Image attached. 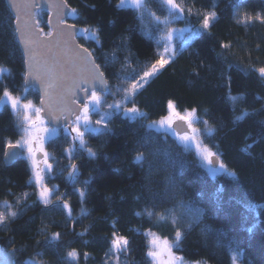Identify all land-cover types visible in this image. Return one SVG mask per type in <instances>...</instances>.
<instances>
[{
  "label": "trees",
  "instance_id": "trees-1",
  "mask_svg": "<svg viewBox=\"0 0 264 264\" xmlns=\"http://www.w3.org/2000/svg\"><path fill=\"white\" fill-rule=\"evenodd\" d=\"M184 8L193 12L211 10L209 3H218L215 10L220 13L218 21L192 43L187 50L175 57L174 63L166 66L162 72L152 78L145 88L135 97L137 106L146 113L149 121H159L167 114L169 100L175 102L178 110L197 109V115L208 125L216 129L211 137H204L203 144L217 153L220 160L236 178L219 175L215 178L207 175L194 151H181L180 143L168 135L164 143L162 132L146 130L140 125L146 121L126 120L122 114L112 118L109 127L111 135L89 137L88 146L98 153L96 159H89L87 153H75L71 163L79 166L80 175L75 188L83 189L86 197L81 202L73 185L68 181L70 161L63 149L71 147V141L65 140L67 133L59 129L56 137L49 139L46 150L53 159V172L45 183L55 188V195L66 193L72 207V216L67 210L38 202V189L32 180L29 161L22 156L8 166L5 162L4 141L15 143L23 135L21 117L12 111L10 105H0V211H16L18 216L8 219L0 226V245L15 253L16 264L34 260L36 264H65L67 252L76 249L80 253L78 264H154L147 256L150 249L149 239L156 235L174 240L177 229L182 232L191 224V231L175 252L188 262L203 264H233L232 256L237 257L235 264H264V79L254 68L264 66V23L243 22V16H255L264 13V0H242L245 7L233 12L230 0H178ZM78 15H72L70 22L80 29L99 28L102 46L87 36L79 35V42L88 48L103 65L104 57L116 60L106 71L109 84L115 91L117 85L127 86L109 73H121L125 62L139 72L156 59V53L162 51L157 41L167 30L154 32L155 21L144 13L141 19L134 8H118L119 0H69ZM94 6V8L92 7ZM149 11L165 18L166 11L161 9L159 0H152ZM14 18L6 0H0V33L4 43L0 44V96L6 85L13 95L33 100L40 107V94L26 87L24 58L18 40L7 29L8 18ZM49 14L41 11L37 14L40 27L45 33ZM195 25L196 17L171 23L168 28ZM188 33L175 38V46L187 40ZM222 44L229 47L223 49ZM228 65H233L229 70ZM238 69H243L240 71ZM240 97L233 103L229 96ZM120 97H109V103ZM25 100V99H24ZM26 101V100H25ZM130 106V105H129ZM246 113V115L244 114ZM237 117H242L237 120ZM98 117L93 115L92 119ZM204 131V125L195 124ZM147 133L154 139L151 148L141 147L142 137ZM55 141V142H53ZM253 145L247 152L243 149ZM157 146L167 147L173 157H178L177 167L173 169L163 164L159 158L150 156ZM144 152L149 158L143 165L134 163V157ZM157 167L149 172V164ZM183 163V167L180 164ZM161 167L167 171L161 172ZM61 172L63 174L61 175ZM175 175L178 189H172L161 203L160 197L167 191L166 178ZM90 183L85 186L84 181ZM220 193L217 204L216 193ZM176 200L186 203L195 201L205 210L199 224L191 217L175 222L167 217L166 209L173 204L171 197L176 192ZM27 194V196H25ZM153 194L156 199H152ZM7 201L10 209H5ZM155 204L156 207L152 208ZM82 211L85 213L81 215ZM154 211L149 217L146 212ZM140 213V215H137ZM207 225L211 231L202 232ZM254 226V227H253ZM252 228L249 232L248 229ZM43 229V234L41 230ZM54 232H60L59 244L46 245L45 240ZM126 237L129 250L119 256L109 258L112 234ZM84 233L83 236L78 235ZM88 253L87 258L83 256ZM71 264H77L73 261Z\"/></svg>",
  "mask_w": 264,
  "mask_h": 264
},
{
  "label": "snow or ice",
  "instance_id": "snow-or-ice-1",
  "mask_svg": "<svg viewBox=\"0 0 264 264\" xmlns=\"http://www.w3.org/2000/svg\"><path fill=\"white\" fill-rule=\"evenodd\" d=\"M151 2L152 0H119L118 8H134L139 12L141 19H143L144 13L147 12L155 21L154 32L167 31L162 37V43L157 41V47L163 50L156 53V59L146 69L141 68L138 72L126 60L121 73H109L127 84V86L117 85L114 91L113 87L108 84L106 71L109 65L115 62V55L111 58L105 55L103 65L97 63L95 56L88 48H85L83 45L77 46L73 44L77 36L76 24L67 25L66 27L61 26L66 24V21L63 19L65 15H78L77 10L70 7L69 0H62L59 4L54 3L50 5V8L56 13V23L55 25L52 24L50 15L48 20L50 30L47 33H45L43 27H40V21L34 19L30 14L32 9L39 7L35 0H32L31 3L23 2V0H8L9 8L15 12V16L14 18H8L7 29L19 41L22 47L24 63L30 69L24 76L25 85L30 79H35L40 85V107H37L33 100L23 98L26 100L22 105L25 110L23 120L26 126L23 127V135L15 143L11 140L4 141V155L7 159H16L26 151L27 159L31 161L34 177V181L30 180V183L34 182L38 189V202L43 204L45 208L52 205L67 210L69 218L72 216V207L68 200L63 198L66 193L55 195L54 203L52 197L55 194V188H50L45 183L46 178L53 172V164L49 162L53 157L45 150V139L56 137L60 128L63 129L64 133H67L65 140L70 139L72 145L69 148L63 149L62 153L66 154V158L70 161L68 165L70 171H68L67 179L73 185L74 191L78 193L81 202H83L86 197L85 190L74 187L80 175L79 166L76 163H71V161L77 158L75 155L77 152H80L81 155L86 152L89 159H96L98 153L88 146L86 134L93 138L111 135L112 129L109 127V124L114 116L120 114L126 120L146 121V123H142L140 126L146 130L156 129L162 132L165 144L167 143L169 132L177 134L180 141L178 147H180L181 151H189L195 146L196 152L206 165L207 175L215 178L217 175L223 174L236 178L235 173L228 170L227 166L220 160L219 155L203 144V138L213 136L216 129L210 127L208 121L200 119L196 108L181 112L177 109L175 102L169 100L167 103V114L161 117L159 121H149L147 114L141 111L135 100V97L152 78L158 76L166 66L174 63L175 57L178 54L187 50V47H190L193 42L204 34H210V29L214 27V23L218 21L220 15L215 10L219 7V4L215 2L209 3L207 7L211 10L204 12L197 10L193 12L191 8L186 9L182 7L178 0H159L161 9L166 11L165 18L161 19V15L149 11L148 6ZM92 7L94 8V6ZM230 7L235 13L242 7H245V4L242 3V0H230ZM181 16L185 20L196 17L199 27L192 25L186 29L178 30L168 28L171 23L179 20ZM253 21L264 23V13H257L255 16H249L247 13L244 14L243 22L251 23ZM177 31L181 34L188 33L187 40L178 47L172 43V37ZM79 33L102 46L99 28L86 27L80 29ZM42 36L44 37L43 39L41 38ZM2 43H4L3 33H0V44ZM221 47L227 49L229 45L222 44ZM41 51L45 54L42 62L37 60V53ZM228 68L231 70L233 65H228ZM238 70L244 71L243 69ZM3 71L4 69L0 68V72ZM252 71L257 72L259 77L264 79V66L254 68ZM69 80L71 81L70 85L66 83ZM2 84L3 82L0 81V85ZM27 90V87H25L24 91ZM2 91L3 95L0 96V103L7 100L11 103L13 110L21 106L22 98L13 95V91L8 86L3 85ZM54 91H57L59 103L53 102ZM116 96H119L120 99H113L109 103V97L115 98ZM238 98L242 99L243 96H229V99L233 103ZM244 114L246 115V113ZM93 115L98 118L93 120ZM241 118L237 117L236 119L239 120ZM46 120L53 126L50 128L45 126ZM177 122L187 127V130L182 134L177 133L176 127H174ZM197 122L204 125L203 133L200 128L195 126ZM152 139L154 138L146 131L142 137L143 142L140 146L145 149L151 148L152 145L149 141ZM252 146L251 144L247 145L243 151L247 152ZM17 149L21 151H16ZM38 154L41 157L40 160H38ZM150 156L159 158L167 167L173 169L177 167L178 157H173L171 150L167 147L157 146L150 152ZM148 158L144 152H139L134 157L133 162L143 165ZM148 167L151 173L157 165L150 163ZM167 167H161L159 170L161 172L167 171ZM180 167H183V163L180 164ZM62 174L63 172H61ZM89 183V180L84 181L85 186ZM165 185L167 191L161 195V203H168V200L164 199V197L172 189L179 188L176 184L175 175H169L166 178ZM221 192L222 189L217 190V204L220 202ZM182 194V192L178 191L171 197L173 200L172 207L165 210L167 217L161 216L160 219L170 218L175 222L178 217L180 219L191 217L195 224H199L205 215V210L197 206L195 201L188 203L183 200L177 201L176 196ZM152 199H156L155 194H153ZM3 207L7 210L11 208V205L5 201ZM155 207L156 205L153 204L152 208ZM84 214L82 211L81 215ZM137 215H140V213ZM146 215L154 217L156 213L148 211ZM17 216L18 213L16 211H7V215L4 211H0V226L6 225L8 219L14 220ZM191 228L192 225L190 224L184 232L177 229L174 240L171 243L167 239L161 241L154 234L151 235L149 239L150 249L147 252V256L153 259L154 264H184L183 258L176 256L173 248L180 250V245L186 237L187 232L191 231ZM201 231L209 232L211 229L205 225ZM248 231L251 232L252 228H249ZM41 234H43V229L41 230ZM83 234L79 233L78 235L83 236ZM61 235L60 232L52 233L45 240V244L50 245L55 243L58 245ZM109 243L110 249L106 253V256L109 258L115 257L117 261L121 254L129 250V240L124 236L117 235L115 232H113ZM17 251L18 249L15 248L11 252L7 248L0 249V264H16L15 253ZM83 256L87 258L88 253H84ZM79 257L80 253L76 249H71L67 252L65 264H71L73 261L78 264ZM236 259L237 257L233 255V264H235ZM24 264H36V262L28 260ZM195 264H200V262L197 261Z\"/></svg>",
  "mask_w": 264,
  "mask_h": 264
},
{
  "label": "water",
  "instance_id": "water-1",
  "mask_svg": "<svg viewBox=\"0 0 264 264\" xmlns=\"http://www.w3.org/2000/svg\"><path fill=\"white\" fill-rule=\"evenodd\" d=\"M23 2L31 3L32 0H23ZM35 2L39 5V7L34 8V9L31 10V13H30L31 16H32L34 19H37V14H38L39 12H41V11H46V12L49 14V16L51 15V18H52V24L55 25V23H56V13H55V11H54L53 9L50 8V5H51V4H54V3H55V4H59V3L62 2V0H35ZM6 3H7V5H8V0H6ZM8 7H9V5H8ZM70 7H71V6H70ZM71 8H72V7H71ZM9 9H10V8H9ZM10 11H11V13L13 14V16H15V12H14L12 9H10ZM65 11H67V9H65ZM71 16H72V15H65V16L63 17V19L66 21V24H65V25H61L62 27H66L67 25H72V24H73V23H71V22L69 21L70 18H71ZM25 18H27V17H25ZM48 20H49V18H48ZM76 28H77V36H76L75 40L73 41V44L78 46V45H82V44L79 42V35H80L79 30H80V27H78V26L76 25ZM41 38L43 39L44 37L42 36ZM18 43H19V41H18ZM19 45H20V44H19ZM84 47H85V46H84ZM85 48H86V47H85ZM20 49H21V51H22V47H21V46H20ZM78 50H79V49H78ZM89 51H90V50H89ZM44 55H45V54H44L42 51H41V52H38V53H37V60L42 62L43 59H44ZM96 62H97V61H96ZM25 69H26V73L30 71L28 65H26V64H25ZM107 80H108V79H107ZM66 83L70 85L71 81L69 80V81H67ZM108 84H109V82H108ZM109 85H110V84H109ZM26 87H27V88H33V89H35V90L40 94V85H39V83H38L35 79H30V80L27 82ZM53 102H54V103H59V96H58V94H57V91H54V92H53ZM42 115H43V114H42ZM46 121H47V120H46ZM47 123H48V122H47ZM48 125H50L51 127L53 126V125L50 124V123H48ZM174 127H176L177 133H180V134H182L184 131L187 130L186 125H184V124H182V123H180V122H177V124L174 125ZM60 129H62V128H60ZM16 151H21V150L17 149ZM22 156H23V155H21L20 157H18V158H16V159H7L6 157H5L4 159H5L6 164H7L8 166H10V165H12L15 161L21 159ZM0 249H4V247H3L2 245H0ZM9 252H11V251H9Z\"/></svg>",
  "mask_w": 264,
  "mask_h": 264
},
{
  "label": "rangeland",
  "instance_id": "rangeland-1",
  "mask_svg": "<svg viewBox=\"0 0 264 264\" xmlns=\"http://www.w3.org/2000/svg\"><path fill=\"white\" fill-rule=\"evenodd\" d=\"M126 8H128V7H126ZM181 17H183V16H181ZM188 27H190V26L178 27V28H170V29H177V30H178V29H186V28H188ZM186 33H187V32L181 34L179 31L175 32L174 35H173V37H172V43H173V45L175 46V44H174V40H175V38L183 37ZM80 35H81V34H80ZM83 36H84V35H83ZM2 69L7 70L6 68H2ZM24 102H26V101L22 98V100H21V106H20L19 108L15 109V110L12 109V107H11V103L8 102L7 100H5L4 102L0 103V105H2V104H3V105H5V104L10 105L12 111L15 112L16 114H18V115L21 117V122L24 124L23 117H24V111H25V110H24L23 107H22V105H23ZM37 107H38V106H37ZM25 126H26V125H24L23 127H25ZM45 126H47V127H49V128L51 127L50 125H48L47 121H46V125H45ZM195 126H196V125H195ZM196 127H197V126H196ZM22 130H23V129H22ZM154 130H156V129H154ZM156 131H157V130H156ZM58 133H59V130H58ZM168 135L174 137V138L177 139V141L180 143L177 134H174V133L169 132ZM48 141H49V139L46 138V139H45V143H44L45 150H46V144H47ZM190 150H192V151L195 152V154L197 155V157H198L199 161L201 162L202 166L206 169V165H205V163L201 160L200 155L196 152L195 146H193ZM46 151H47V150H46ZM23 157L27 159L26 151L23 153ZM40 159H41V157L38 156V160H40ZM27 160H28V159H27ZM28 161H29V163H30V165H31V161H30V160H28ZM49 162H50V160H49ZM31 169H32V167H31ZM32 175H33V171H32ZM220 175H222V174H220ZM217 176H219V175H217ZM217 176H216V177H217ZM211 177H212V176H211ZM32 180L34 181V177H33V176H32ZM149 236L151 237V234H149ZM155 237L158 238V239H160L161 241L163 240L162 238H160V237H158V236H156V235H155ZM173 252H174V254H175L176 256H179V255L175 252L174 248H173ZM179 257H181V256H179ZM182 258H183V257H182ZM151 259H152V258H151ZM152 260H153V259H152ZM153 262H154V261H153ZM183 262H184V264H195V262H188V261H186L184 258H183ZM200 264H203V263L200 262Z\"/></svg>",
  "mask_w": 264,
  "mask_h": 264
},
{
  "label": "flooded vegetation",
  "instance_id": "flooded-vegetation-1",
  "mask_svg": "<svg viewBox=\"0 0 264 264\" xmlns=\"http://www.w3.org/2000/svg\"><path fill=\"white\" fill-rule=\"evenodd\" d=\"M38 156H39V154H38ZM40 157V156H39Z\"/></svg>",
  "mask_w": 264,
  "mask_h": 264
}]
</instances>
